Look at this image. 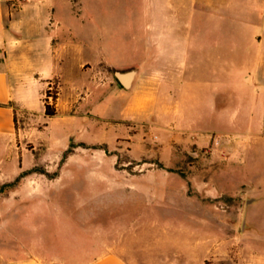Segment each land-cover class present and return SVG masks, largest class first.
<instances>
[{
  "label": "rangeland",
  "instance_id": "rangeland-1",
  "mask_svg": "<svg viewBox=\"0 0 264 264\" xmlns=\"http://www.w3.org/2000/svg\"><path fill=\"white\" fill-rule=\"evenodd\" d=\"M47 1L35 0L45 17L55 10L38 38L53 51L62 43L63 78L41 74L53 69V57L47 46H31L26 0L7 2L1 14L8 30L0 34V66L10 58L13 81L34 107L16 110L15 154L0 159V186L27 170L17 188L0 191V247L14 248L22 232L16 223L9 230V216L47 198L56 204L49 212L79 222L63 231L76 237L51 239L59 250L47 256L51 264H83L111 250L136 264H264V88L259 80L238 84L248 72L240 60L254 58L251 31L240 49L231 43L232 23H263L264 0ZM158 6L175 8L178 22L191 11L197 27L216 20L194 10H218L224 24L221 47L214 39L205 58L196 47L191 62L178 63L160 95L171 108L161 110L136 104L133 92L151 80L129 93L110 86L116 70L151 69L134 61L142 58L137 45L150 50L145 29ZM45 102L55 115H45Z\"/></svg>",
  "mask_w": 264,
  "mask_h": 264
},
{
  "label": "crops",
  "instance_id": "crops-1",
  "mask_svg": "<svg viewBox=\"0 0 264 264\" xmlns=\"http://www.w3.org/2000/svg\"><path fill=\"white\" fill-rule=\"evenodd\" d=\"M9 1L15 0H0V34L8 30L6 27L3 29L1 25V14L7 11V2ZM26 3L24 14L25 25L29 26L31 31H35V33H31V36H33L30 38L31 46L36 49L43 44L47 46L48 51L52 53L53 57V69L49 71V73L41 74L45 78L54 74H58L63 78V66H61V64L65 59L62 53V43L61 45L58 44L55 51H53L52 43L48 46L47 40L44 39V42L41 44L42 41L40 42L38 38L39 36L41 38L44 37L40 35V31H42V28H45L47 31V24L49 20H51L50 16H53L55 10H51L50 14L48 13L47 17H45L41 12L43 10V3H41V6L35 3V0H26ZM47 5L53 7L54 3L52 0H49L47 1ZM172 8H174V6H172ZM207 10V8L200 7L199 10H194V13L199 12L201 14L200 19L208 18L209 16L210 18L214 17L216 21L214 23L201 24L197 27L191 21L192 12L190 10L188 21L178 22L179 20H177V11L175 8H168L167 10L159 6L155 8L153 12V23L147 25L150 29H145L146 31L151 30L150 41L148 42L150 43V50L145 51L142 47L137 45L136 51L142 53V58L134 61L138 63H151V69H135L136 72L132 85L129 88L123 86V84L117 80L116 76L115 82L110 83V86H114L129 93V89L135 87L134 85L136 83L142 85L145 84L146 80H151L150 88L144 87L145 89L133 92L136 97L138 96L136 104L140 108H146L148 104L158 105V103H160L159 110L170 109L171 105L169 104V100L166 97H160V95L167 93L163 90V87L166 86L169 88V80L174 78L178 72V63L191 62L192 51L195 50L196 47L201 48V59L205 58L208 53L207 47L209 44L213 45L214 39L216 45H218L220 38V47L223 45L224 24L222 14L219 15L218 10L210 14ZM33 12L36 14L39 13L41 18L37 19ZM54 21L60 24L59 19ZM231 27L238 31V36H235L236 39L233 36L231 37L233 48L240 49V42L243 41L242 37L247 35V31H251L252 34L249 38L254 43V49L252 48L250 52L254 55V58L249 61L244 59L240 60L242 63L248 64V72H245V77L238 84L243 88L252 85L258 86L256 81L258 82L259 80L263 82L262 87L264 88V21L258 25L245 22L232 23ZM46 36L48 35L46 34L45 37ZM141 48L142 50H140ZM242 52L244 53L243 50ZM115 62L116 60L111 58L103 60V63ZM15 69L16 68L8 57L5 58V61L0 66V159L15 154L17 135H21V131L17 129V118L15 120V116L17 117L16 110L22 108L33 109L34 107L33 101L25 97L23 89L18 86V83L13 81L19 78ZM107 89L108 86H105V90ZM168 92L170 93L168 96L175 95L171 90H168ZM41 109L45 111L43 104ZM158 116H161V114H158ZM181 124L182 125L179 126H184L183 123ZM14 189H11L9 194L12 193V191L14 192ZM12 201L13 200L9 201L10 206H16L17 200H14L15 202ZM26 201L27 199L24 200V203H26ZM26 205L27 204H25V206ZM48 206H56V204L53 201H49L47 198L38 199L34 201L33 204H30L29 210L25 208L22 216L14 215V218L9 216V230L12 228V224L16 223L18 229L22 232L21 234L15 232L16 236H14V239L16 240V245L14 248L0 247V256L5 264H51L52 261H50L47 256L59 254L58 248L55 247L51 239L61 238L62 240H67L76 237L73 233L72 235H68L69 233L65 235V232H67L70 226L73 229H78L79 222L77 218H70L60 212L53 214L52 211L49 212L47 209ZM68 244L70 245L68 248H74L70 243ZM83 264H136V262L123 255L120 251L111 250L100 253L92 259L85 261Z\"/></svg>",
  "mask_w": 264,
  "mask_h": 264
},
{
  "label": "trees",
  "instance_id": "trees-1",
  "mask_svg": "<svg viewBox=\"0 0 264 264\" xmlns=\"http://www.w3.org/2000/svg\"><path fill=\"white\" fill-rule=\"evenodd\" d=\"M56 108L54 106H52L51 104H49V102H45V115L47 116H53L56 114ZM15 120H16V116H15ZM27 173V170H23L19 173V175L11 182H7L2 184V186H0V191H3L6 187H16L21 178Z\"/></svg>",
  "mask_w": 264,
  "mask_h": 264
},
{
  "label": "water",
  "instance_id": "water-1",
  "mask_svg": "<svg viewBox=\"0 0 264 264\" xmlns=\"http://www.w3.org/2000/svg\"><path fill=\"white\" fill-rule=\"evenodd\" d=\"M135 72L136 70L134 68L127 70H116L115 76L117 80L123 84V86L129 88L132 85Z\"/></svg>",
  "mask_w": 264,
  "mask_h": 264
},
{
  "label": "built area",
  "instance_id": "built-area-1",
  "mask_svg": "<svg viewBox=\"0 0 264 264\" xmlns=\"http://www.w3.org/2000/svg\"><path fill=\"white\" fill-rule=\"evenodd\" d=\"M52 87L50 86L49 89H51ZM48 99H51V95L48 94Z\"/></svg>",
  "mask_w": 264,
  "mask_h": 264
}]
</instances>
